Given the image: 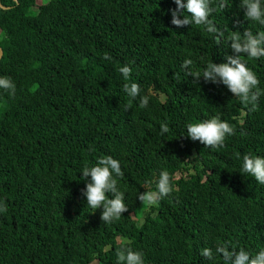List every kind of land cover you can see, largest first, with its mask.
<instances>
[{"label": "trees", "instance_id": "16d2710c", "mask_svg": "<svg viewBox=\"0 0 264 264\" xmlns=\"http://www.w3.org/2000/svg\"><path fill=\"white\" fill-rule=\"evenodd\" d=\"M34 6L0 0V76L15 84L11 97L0 90V264H115L125 245L145 264H222L200 249L264 247V186L238 172L240 155H264V57H245L259 80L252 109L182 71L185 58L196 70L231 50L202 28L171 25L173 0ZM211 18L225 35L264 30L243 18L238 0ZM124 64L149 97L146 109L122 91ZM214 115L234 128L222 148L182 135L186 122ZM161 123L170 129L163 136ZM100 155L118 159L123 172L127 211L111 223L81 194L79 169ZM162 169L173 191L145 206L136 193L154 188Z\"/></svg>", "mask_w": 264, "mask_h": 264}, {"label": "clouds", "instance_id": "9594fccd", "mask_svg": "<svg viewBox=\"0 0 264 264\" xmlns=\"http://www.w3.org/2000/svg\"><path fill=\"white\" fill-rule=\"evenodd\" d=\"M228 0H173L174 9H169L170 23L176 28L195 26L202 28L206 34L220 43L226 41L231 54L223 53V62L207 60L196 70L192 69L193 61L185 58L181 62V69L186 75L202 79L204 83L219 84L238 98L242 103L255 109L260 90L257 88L259 80L257 74L248 67L247 61L259 60L264 57V30L256 31L245 28L242 32L233 30L227 35L216 26L213 13L220 12ZM238 9L248 22L262 26L264 29V0H238ZM104 59H110L107 55ZM131 63V62H129ZM133 69L129 64L118 68L125 83L122 91L129 102L138 99V107L146 109L149 97L141 94L140 85L130 79ZM0 90L11 97L15 93V84L9 77L0 76ZM255 90V91H254ZM130 105H125L129 107ZM170 129L166 123L159 126V134L163 136ZM234 134L233 126L218 115L207 119L189 121L184 124L183 136L197 141L212 149L222 148L225 139ZM238 172L244 177L252 178L258 185L264 186V155L244 153L238 157ZM80 179L84 181L81 194L89 209H100V220L111 223L127 211L124 203L125 192L118 186L123 177L121 162L111 155H100L93 163H85L79 169ZM154 184L147 191L136 193V199L145 206H155L161 199L173 191L170 173L160 170L155 178L149 182ZM7 206L0 200V213L6 212ZM200 256L207 261L220 259L222 264H264V247L255 251L244 247H233L228 242L217 243L214 247L200 249ZM115 264H145L143 253L125 245L116 252Z\"/></svg>", "mask_w": 264, "mask_h": 264}, {"label": "rangeland", "instance_id": "374dc122", "mask_svg": "<svg viewBox=\"0 0 264 264\" xmlns=\"http://www.w3.org/2000/svg\"><path fill=\"white\" fill-rule=\"evenodd\" d=\"M45 0H36V6L32 7L33 10H37V6H39L40 4H42ZM1 35V33H0ZM179 174V173H177ZM177 174H174V176H176ZM98 261H93L91 264H97Z\"/></svg>", "mask_w": 264, "mask_h": 264}]
</instances>
